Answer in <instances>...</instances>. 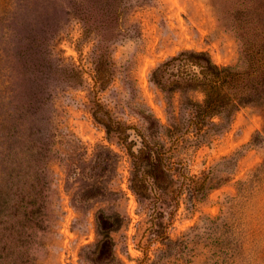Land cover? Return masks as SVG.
I'll return each instance as SVG.
<instances>
[{"label":"rangeland","instance_id":"1","mask_svg":"<svg viewBox=\"0 0 264 264\" xmlns=\"http://www.w3.org/2000/svg\"><path fill=\"white\" fill-rule=\"evenodd\" d=\"M263 45L264 0H0V128L21 114L15 163L51 219L7 224L13 254L264 264V104L201 108L204 63Z\"/></svg>","mask_w":264,"mask_h":264},{"label":"trees","instance_id":"2","mask_svg":"<svg viewBox=\"0 0 264 264\" xmlns=\"http://www.w3.org/2000/svg\"><path fill=\"white\" fill-rule=\"evenodd\" d=\"M70 7L74 10V3L70 4ZM64 13L69 14L68 11ZM56 23L47 22L45 24L50 37L46 47L50 50L55 45ZM26 37L28 38L29 35L27 34ZM36 40L43 42V38ZM31 42H33V38H30L29 50L34 51L33 47L37 45ZM203 69L205 99L201 108L204 112L220 113L229 105L237 108L247 103L264 104V45L255 53L244 50L243 57L235 66H217L208 60L204 63ZM234 88L237 92L232 93L233 101H231L226 91ZM51 100V94H47L41 99L35 98L33 102L29 100V107L26 109L28 117L30 118L39 108ZM5 118L6 124H8L7 130L4 132L5 127L0 128V228L8 233V242L0 246V262L4 261V264H35L33 254H13L10 242L14 240V237L6 229V226L15 219H21L23 222L35 220L37 224L51 219L49 216L43 218V206L37 202V199L42 197L38 178L31 179L30 176L25 178V174H21L17 169L19 163H15V158L18 155L13 149L15 141L11 140L20 139L17 125L22 123L21 114L16 115V110H14L13 113H6ZM29 181L31 183L28 186ZM45 184L42 182L43 186ZM25 198L28 200L23 202ZM0 234V242H2L3 234L1 231ZM28 238H31V233L22 232L18 234L15 243L19 244L21 248L25 247L27 251L31 245V240Z\"/></svg>","mask_w":264,"mask_h":264}]
</instances>
